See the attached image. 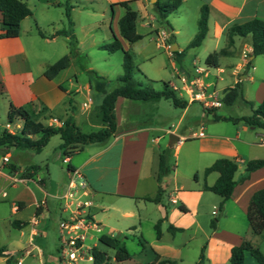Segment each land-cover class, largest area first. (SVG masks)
<instances>
[{"label":"crops","instance_id":"obj_1","mask_svg":"<svg viewBox=\"0 0 264 264\" xmlns=\"http://www.w3.org/2000/svg\"><path fill=\"white\" fill-rule=\"evenodd\" d=\"M24 1L28 4V0ZM70 1L73 5L71 28L78 21L75 14L78 9L92 11V15L101 18L95 20L92 28L107 32L99 43V47L103 43L112 42L116 34L125 50H128L133 43L120 35L119 19L125 14L126 8L117 4L123 1H132L131 8L139 14L138 32L139 22H142L140 23L142 27L149 28V33L153 34L149 38V44L155 42L157 49L164 50V55L171 61L181 85L174 82L169 83L176 88L178 95L188 102L184 108L175 106L183 109V112L176 124L172 123L174 127L161 126L154 127V129L178 135L180 141L177 142V152L183 149L190 139L194 138L200 141L197 148L199 153L210 157L215 156L214 162L224 157L235 159L238 162V171L235 175L238 184L231 197L223 201L220 195L204 189L205 184L213 185L217 181L218 172H212L217 173L213 177L212 173L204 176L201 181L199 176L196 178L194 175L193 180L192 175H180L175 169L172 174L170 171L163 177L162 183H160L158 179L159 160L164 151L160 145V137L153 139L154 144H152L148 136L151 128L137 123V120L134 121L133 114L137 112L139 106L131 100L119 98L117 105L121 99L126 100L128 104L122 121L117 115L116 107L117 129L114 135L106 142L98 143L99 146L96 148L89 149V146L95 143L87 144L82 149L76 150L74 155L64 157L65 162L68 159L66 162L68 163L67 172L64 181L58 188L53 189L52 186H47L44 177L40 176L42 169L40 165H24L22 163V159L28 155H26L28 152L25 149H20V154H17L14 159L7 153L11 158L14 171L19 176L27 178L26 182L10 186L6 177L7 166L3 165V156L0 158V191L3 183H6L7 187L4 189H7V192L9 187L17 188L19 185H23L25 189L21 196L15 197L9 203L11 213L16 216L14 220L20 221L19 226L16 227L20 231L17 245L11 249L0 245L6 249L5 256L0 257L4 258L7 264L8 257L14 258L16 262L20 258L19 254L28 256L37 250L41 257L46 252L54 254L62 264L59 221L76 209L75 204L68 206L67 200L64 198L69 191L70 169H78L81 172L82 180L86 182L87 186L85 189L79 190L77 197L80 200L91 202L90 210L93 218L101 226L100 231L87 233L85 244L91 249L97 247L106 251L110 256V264H153L158 255L171 259L174 264H198L202 253L205 256L203 264H229L232 248L243 241H250L263 250L260 239L264 238V231L260 235L252 231L247 212L253 194L264 187V167L253 171L245 181H240L245 167L243 171H240L239 163L245 164L251 159H264L256 158L257 155H253L256 153L257 146H264V130L250 125L242 119L244 117L234 119L231 116L218 114L217 110L222 105L216 108H205L200 101L193 100V92L198 91L200 86H204L208 91L216 90L219 80L227 78V76H222L223 74H228L232 80L227 88H232L237 84H240L242 88V80L248 78L247 75L251 74V69H255L257 56L252 59L251 67L248 66L253 50L251 35L236 36L235 42L230 48L231 53L221 57L219 67H208L206 59L211 52L228 46L227 30L231 25L243 24L252 19L264 21V0H182L179 9L168 16L166 23L159 19L155 9L156 2L165 0H80L81 4L72 3L73 0ZM44 2L47 8L51 4L62 5V3L56 4L55 1L52 3V0H44ZM114 4L116 5L113 6ZM204 6L209 7L207 35L200 46L189 47L199 31L198 22ZM30 17H34V12L31 16L23 19L20 36L0 38L1 96H7L10 104L16 107L28 109L39 120L45 118L44 114L63 115L62 111H64V114L72 117L80 127L79 122L83 124L84 118L75 115L74 112L71 115L68 114L70 107H66V104L69 103L67 97L71 93H79L81 87L77 85L78 83L75 84L71 77L59 78L62 77V72L52 80L44 74L46 67L51 64L46 59L48 50L44 49L45 43L56 41L65 35H54L59 29L50 33L44 32L46 36L40 35L39 30L42 31V29L36 20L33 22L34 25H30V31L35 30L38 33V38L30 39L29 46L31 48L29 49L21 37L24 25L25 23L28 25L27 21ZM165 24L169 31L165 28ZM1 26L2 13L0 12V31ZM110 26L113 29L111 33L108 29ZM139 33L142 35L141 32ZM175 47H178L176 51L184 52L180 63L176 60L175 51L171 50ZM34 48H36L35 51H32ZM246 54L249 57H246ZM154 55L149 54V57ZM259 56L264 57V55ZM197 68L200 69V72L197 71ZM212 69H216L218 73L213 75ZM74 76L78 82L77 75ZM213 77H215L214 80ZM249 79L255 80L254 76H250ZM82 89L89 93L91 91L90 83L85 84ZM243 100L248 101L245 98ZM263 100L264 95L258 105ZM196 103L201 104L204 113L213 114V122L226 121L216 120L215 115L225 116L235 121L237 129L226 133L220 128H214V124H207V120L200 119L201 115L195 106ZM254 107H256L255 104ZM42 110H46V112L43 113ZM39 112H41L40 116ZM188 115H191L192 119L189 123L200 122L199 130L193 131L192 135L180 131ZM48 120V124L58 126L63 122L56 117ZM54 120L57 123L53 122ZM97 126L100 128L101 124ZM203 128L205 136L196 137V134ZM61 143L62 141L59 143L58 156L60 157L63 155ZM173 147L168 145L170 150ZM79 153L82 156L76 159ZM114 155L118 156L115 166L116 173L113 184L109 186L104 181H98V178L106 175V167ZM188 155L191 158V154ZM169 164L172 166L170 159ZM46 170L49 171L47 165ZM95 174L99 176H95ZM196 174L198 175V173ZM180 176L182 178H179ZM160 186L164 190L161 201H153ZM8 196L3 198L0 195V201H6ZM43 201L45 204L42 205ZM14 203L19 204V210L15 211L12 208ZM181 204L186 206L187 211L180 209ZM221 204L223 205L222 209H220ZM218 215H220V219H218ZM34 219H36V223L33 222ZM161 219V236L158 237L156 224ZM214 220H216L215 228L212 227ZM171 225L181 230L172 232ZM145 226L148 228L149 234L147 239ZM102 235L118 237L125 242L126 246L130 237H138L139 242L144 246L145 258H138L130 253L131 257L128 260L118 262L115 258L116 251L113 249V254H110L106 245L101 242ZM48 239L52 240V243L49 240L51 243L49 246H47ZM58 261H46L44 264H58ZM84 261L95 264L94 259ZM244 264L260 263L247 251Z\"/></svg>","mask_w":264,"mask_h":264},{"label":"rangeland","instance_id":"obj_2","mask_svg":"<svg viewBox=\"0 0 264 264\" xmlns=\"http://www.w3.org/2000/svg\"><path fill=\"white\" fill-rule=\"evenodd\" d=\"M58 3H62L60 6H55L51 4L49 8L45 6L44 0H28L29 7L34 12V17H30L28 19V25H24V32L22 33V40L28 46L30 39L38 38L37 32L35 30L30 31V25H34L33 22L38 21L41 29L45 33H50L55 30H72L75 37L78 40V49L79 53L77 55H71L70 65L62 71V77H71L73 82L77 84L80 88L79 93H71L67 97L66 107H70V111L68 114L71 115L74 112L75 115L84 118L83 124L80 123V127L84 132H91L99 129L97 125L102 124L100 119V105L104 98V93L98 91L94 87H91V91L89 93L86 90L82 89V87L91 83V73L90 70L96 71L99 75H102L106 78V91L110 92L114 88L119 85V81L117 78L123 74L124 72V52L122 50L116 52H108L105 49L99 47V43L104 39V35L107 32L102 31L101 29L92 28V24L97 19H101L100 17H95L92 15V11H87L83 9H78L75 14L77 17V22L75 26H70V21L66 16V9L64 4L67 0H52ZM81 4L80 0H73L72 3ZM71 3V1H70ZM95 5V4H94ZM98 8V6H95ZM74 14V15H75ZM72 20V18H71ZM29 22H31L29 24ZM142 22H139L138 29L139 32L142 33L143 38L136 43H133L128 48V51L132 55L133 65H134V76L137 81H139L142 85H150L157 90H162L164 88V82H174L178 85L180 81L176 75V71L171 63V61L164 55L163 49H157L156 43L153 42L149 44V38L153 36L152 33H149V28L142 27ZM28 29L26 30V28ZM100 27V26H99ZM110 33L113 29L111 26L108 28ZM69 37L61 36L56 41H49V43H45L44 49L48 50V55L46 59L50 61V63H54L62 56L68 54L69 51ZM31 46H29V49ZM36 48L32 49L35 51ZM149 54H155L154 56H150ZM38 60V59H36ZM178 62V61H177ZM204 64V62H203ZM211 73L216 75L218 71L216 69H212ZM77 75L78 82H76V78L74 75ZM222 76H227L226 80H219L216 91L218 92V97L222 100V95L224 90L230 86L232 83L231 78L228 74H223ZM250 76H254L255 80L249 79ZM248 78L242 80V90L243 97L248 101H252L255 106L261 101L262 96L264 95V57L257 56L255 58V69H251V74L247 75ZM215 77H213L214 80ZM179 81V82H178ZM67 84V82H66ZM74 89V88H73ZM184 92V91H183ZM92 99V103L89 108H84V101ZM134 104H137L138 110L134 113V121L137 120V123H141L143 126L150 127L149 131V141L154 144L153 139H157L160 137V145L162 150L166 151L168 149L170 133L154 129V127H174L178 119L180 118L183 109L176 108L171 100L168 99H160L157 101H131ZM126 100L121 99L117 105V115L120 121L123 120L126 114L127 109ZM196 108L198 109L199 114L201 115V120L206 121L207 124H214V128H220L222 131L229 133L230 130L235 131L237 125H235V121H220L213 122V114L204 113V109L201 104L196 103ZM204 106V105H203ZM10 107V102L7 96L0 97V132L4 129H9L12 132L16 131L17 127H21L23 125V120L18 118L15 123L9 124L8 119V111ZM205 107V106H204ZM207 108V107H205ZM210 109V108H207ZM218 114L231 116L234 119L249 116L252 114V107L248 103H246L242 98H239L234 104L227 105L222 104V107L217 110ZM41 114V112H39ZM58 120L65 119L70 116L64 114L63 115L52 113ZM207 115V116H206ZM67 116V117H66ZM49 118H41L44 123H49ZM191 115H188L181 126L180 131L186 133L187 135H192L193 131H198L200 127V122L189 123L191 121ZM53 122L57 123L56 120ZM242 125V124H241ZM259 132V131H257ZM51 141L43 148L42 152H36L35 150L25 149L28 153H26V157L22 159V163L24 165H32L37 164L41 166L40 176L44 177V182L49 187L52 186L53 189L59 187L60 183H62L65 179L67 172V165L64 161V156H58L60 152L59 143L62 141L59 135L53 136ZM200 144L199 139H190L183 149L178 150L175 146L169 151V159L171 161V173L176 171L179 172L180 175L188 174L192 175V179L194 180V175L198 173L201 181L204 179V170L207 166L211 165L214 162L215 156H208L203 153H199L198 146ZM98 143L89 146L90 148L98 147ZM21 150L19 148H11L7 152L14 159L17 157V154H20ZM0 158L5 153L2 149L0 150ZM191 154V158L188 154ZM196 153V154H195ZM74 155V154H73ZM253 155L256 158H264V146H257L256 153ZM80 153L77 155L76 159L80 158ZM117 155H114L111 162L106 167V175L104 177H99L98 181H104L106 185L113 184V179L115 178L117 165ZM249 157V156H248ZM44 158V159H43ZM248 160L251 158H247ZM246 164V163H245ZM245 164L239 163L240 171H243ZM46 165L48 166L49 171L46 170ZM174 167V169H173ZM193 171V172H192ZM217 175V173H212V177ZM95 176H99L96 175ZM96 178V177H95ZM179 178H182L181 176ZM6 183H3L2 189H4ZM24 186L19 185V187H9L8 193L9 196L6 201H0V245L9 247L10 249L13 246L17 245L20 231L16 227L12 225V221L15 219L9 208V203L15 199V197L21 196V193L24 191ZM97 199L95 200L96 203ZM218 219H220V215H218ZM147 227L145 226V237H149L147 232ZM52 243L51 239H48ZM262 242L264 252V238L260 239ZM48 243L47 246L51 244ZM146 246V245H145ZM128 250L131 254L136 255L138 258H145L144 246L139 242L138 237L132 238L127 244ZM107 251L110 254H113V249L106 246ZM20 258H23L22 264H44L46 261H58L54 254H48L47 252L43 257L39 256L38 251L35 250L33 254L25 256L24 254H19ZM255 258V257H254ZM15 259H11V264H14ZM0 264H6V260L0 257ZM60 264V260L58 261ZM80 264H89L86 261H82Z\"/></svg>","mask_w":264,"mask_h":264},{"label":"trees","instance_id":"obj_3","mask_svg":"<svg viewBox=\"0 0 264 264\" xmlns=\"http://www.w3.org/2000/svg\"><path fill=\"white\" fill-rule=\"evenodd\" d=\"M132 1H123L118 3L122 7L126 8L125 14L119 19L120 35L128 40L130 43H136L143 38L137 30V23L139 14L133 10L130 6ZM182 4V0H165L158 1L155 4V9L159 19L163 22H167V18L170 14L175 13ZM114 4L113 6H115ZM66 9V16L71 22V10L73 5L70 0H67L64 4ZM0 12L2 13V26L0 31V38H16L21 33V23L23 19L33 14L32 9L24 0H0ZM208 19H209V7L204 6L201 10V16L198 22L199 31L195 38L189 44V47H198L202 44L208 32ZM40 35L46 36L44 32L39 30ZM54 35H65L70 39L69 50L70 52L54 63L49 64L44 72L45 76L52 80L64 69H66L71 62V55H77L79 53L78 40L73 34L72 30H59ZM251 35L252 47L251 60L248 66L251 67L252 59L259 55H264V21L260 19H252L243 24H233L227 30L228 46L218 51L211 52L207 59L206 64L208 67H219L220 59L222 56L229 55L231 53L230 48L235 42L236 36ZM100 48L107 50L108 52H116L122 50L124 52V72L117 80L119 85L112 91H106V78L99 75L96 71L90 70L91 73V87H94L98 91L103 92L104 98L100 105V119L101 127L91 132H84L76 124L72 117L66 119H59L63 121L62 125L46 124L42 120L34 117L32 112L24 107H16L10 104L8 111L9 124L16 122L18 118L23 120V125L17 127L16 131L12 132L9 129H4L0 132V150L5 153L11 148L19 149H31L36 152H41L43 148L48 144L50 139L59 135L62 139L61 149L65 158L71 156L76 150L82 149L87 144L92 143H104L111 136L114 135L117 129V115L116 107L119 98H125L131 101H153L160 99L171 100L176 107L184 108L187 105V100L180 97L176 88H174L169 82H164V88L157 90L150 85H142L136 80L134 76V65L132 55L128 50H125L121 40L115 34L112 42L103 43ZM176 54V60L178 63L182 60L184 52H174ZM2 82L0 81V96ZM239 98H243V91L240 84L232 88H227L222 96V102L227 105L234 104ZM252 106V114L245 116L250 125L264 130V100L256 107L252 102H248ZM43 113L46 110H42ZM40 116V114H39ZM45 118H55L52 113L44 114ZM216 120H231V118L215 115ZM169 151H163L160 155L158 179L162 183L163 177L169 174L171 166L169 164ZM10 168H14L11 164ZM264 167V159H251L247 161L245 165V172L240 181H245L250 177L253 171H256ZM238 171V162L231 158H219L213 164L206 167L204 175L207 176L212 172H218L219 177L213 185L205 184L204 189L220 195L223 201L229 199L238 184L235 179L236 172ZM196 174V178H197ZM162 186L159 187L158 194L153 201H161L163 195ZM222 204L220 209H222ZM180 209L187 211L185 205L181 204ZM248 221L252 231L260 235L264 231V187L257 190L250 199L247 212ZM214 220L212 227L215 228ZM161 222L162 219L156 224L157 236H161ZM20 221L14 220L12 225L18 227ZM172 232L181 230L174 226H170ZM101 242L106 246L116 251L115 258L118 262L128 260L131 255L123 240L118 237H112L109 235H102ZM4 247H0V256H5ZM249 251L253 257L260 263L264 264V253L261 249L255 246L250 241H243L241 244L232 248V255L229 264H244L245 253ZM92 255L95 264H110V256L106 251H102L97 247H93ZM11 257L7 258V264H11ZM205 260L204 253H202L198 264H203ZM153 264H174V261L167 258H162L158 255Z\"/></svg>","mask_w":264,"mask_h":264},{"label":"built area","instance_id":"obj_4","mask_svg":"<svg viewBox=\"0 0 264 264\" xmlns=\"http://www.w3.org/2000/svg\"><path fill=\"white\" fill-rule=\"evenodd\" d=\"M246 57H249L248 54H246ZM197 71L200 72V69L197 68ZM193 100L200 101L207 108H216L223 104L216 90L208 91L204 86H200L198 91L193 92ZM91 103L92 99L89 98L84 101L83 107L85 109L89 108ZM203 136H205L204 128L196 134V137ZM2 161L4 167L7 166L8 171L6 177L10 186H16L19 183L27 181V178L19 176L14 169L9 167L11 165V158L8 154L3 155ZM67 161L68 159H66V162ZM82 179L83 176L78 169H70L69 191L64 198L67 200L68 206L70 204H75L76 209L70 215L59 221L61 241L60 255L62 264H80L86 259H93L92 249L86 246L85 238L88 232L101 230L100 224L93 218L91 213V202L80 200L77 197L79 190L85 189L87 186L86 182ZM0 195L6 198L8 196L7 189H2ZM43 204H45V201L42 202V205ZM12 208L15 211L19 210V204L14 203ZM33 222L36 223V219H34ZM22 261V258H18L14 264H22Z\"/></svg>","mask_w":264,"mask_h":264},{"label":"water","instance_id":"obj_5","mask_svg":"<svg viewBox=\"0 0 264 264\" xmlns=\"http://www.w3.org/2000/svg\"><path fill=\"white\" fill-rule=\"evenodd\" d=\"M165 28L169 31V28L167 27V24L164 25ZM178 47L171 48L172 51H176ZM180 141V138L178 135L171 133L170 134V140H169V147H173L177 142Z\"/></svg>","mask_w":264,"mask_h":264}]
</instances>
